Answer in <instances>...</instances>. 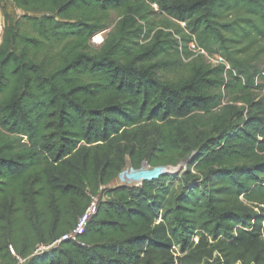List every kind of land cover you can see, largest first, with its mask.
<instances>
[{"label": "trees", "instance_id": "trees-1", "mask_svg": "<svg viewBox=\"0 0 264 264\" xmlns=\"http://www.w3.org/2000/svg\"><path fill=\"white\" fill-rule=\"evenodd\" d=\"M0 10V264H264V0ZM186 160L179 177L113 186L127 163ZM95 200L76 241L38 251Z\"/></svg>", "mask_w": 264, "mask_h": 264}, {"label": "built area", "instance_id": "built-area-1", "mask_svg": "<svg viewBox=\"0 0 264 264\" xmlns=\"http://www.w3.org/2000/svg\"><path fill=\"white\" fill-rule=\"evenodd\" d=\"M188 47L195 55H202L208 64H211L212 66L221 64L224 65L226 69H229L228 65L224 62L222 58H220L218 55H213V56L208 55L203 50L196 48L194 42L189 43ZM142 166L144 167V169L140 172H135V174L131 178L132 180H136V182L138 183L137 186L135 187L140 186L143 182L156 181L163 175H170V172L166 167L151 168L146 163H144ZM121 181L125 183V182H129L130 180H121ZM96 203L97 201L95 200L94 203L83 213V215L80 216L74 229L70 233L63 235L58 241L54 242L52 245L48 247H40L38 251L48 250L50 248H53L62 241H66V240L76 241L77 238L83 234L89 219L95 214Z\"/></svg>", "mask_w": 264, "mask_h": 264}, {"label": "rangeland", "instance_id": "rangeland-1", "mask_svg": "<svg viewBox=\"0 0 264 264\" xmlns=\"http://www.w3.org/2000/svg\"><path fill=\"white\" fill-rule=\"evenodd\" d=\"M117 21H118V15L116 13H111L110 14V20L108 22V28L106 30H103V31L95 34L91 38V40H90V49H91V51H97L101 47V45L103 44V42H104V40L106 38V35L114 28V26L116 25ZM150 21L152 22V24L154 26H159L161 24L162 18L160 16H158V15L157 16H152V17H150ZM254 53H251V55L254 54ZM254 61L256 63H258V65L261 67L263 65V63H264V53L258 54L254 58ZM185 63H186V61H185ZM183 75H185V71H182V72H180L178 74H175V75H167V76H162V77L165 78V79H168V80H175L177 77H180V76H183ZM260 83H261V81H260ZM260 94L264 95V88L262 89ZM189 160H186L184 162H180L175 167H166V168L170 172V175L179 177L183 172H185L188 169ZM143 169H144V167L141 166L138 170H134V169L131 168L129 163H127L126 167L123 169V171H122L120 177L118 178V180L113 183V186H116V185H118V186H128V187L137 186L138 183L136 182V180H132L131 178L133 177L135 172H140ZM121 180H130V181L123 183V181H121Z\"/></svg>", "mask_w": 264, "mask_h": 264}, {"label": "crops", "instance_id": "crops-1", "mask_svg": "<svg viewBox=\"0 0 264 264\" xmlns=\"http://www.w3.org/2000/svg\"><path fill=\"white\" fill-rule=\"evenodd\" d=\"M3 30H4V18H3L2 12L0 10V43H1V39H2Z\"/></svg>", "mask_w": 264, "mask_h": 264}]
</instances>
